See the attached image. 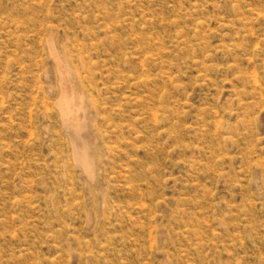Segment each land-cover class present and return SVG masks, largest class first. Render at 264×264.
<instances>
[{
	"label": "rangeland",
	"instance_id": "374dc122",
	"mask_svg": "<svg viewBox=\"0 0 264 264\" xmlns=\"http://www.w3.org/2000/svg\"><path fill=\"white\" fill-rule=\"evenodd\" d=\"M0 264H264V0H0Z\"/></svg>",
	"mask_w": 264,
	"mask_h": 264
},
{
	"label": "bare ground",
	"instance_id": "6f19581e",
	"mask_svg": "<svg viewBox=\"0 0 264 264\" xmlns=\"http://www.w3.org/2000/svg\"><path fill=\"white\" fill-rule=\"evenodd\" d=\"M65 102H64V107H63V111H65V114L66 113H69V109H68V106H67V101L66 100H64ZM63 104V103H62ZM68 115V114H67ZM82 161V160H81Z\"/></svg>",
	"mask_w": 264,
	"mask_h": 264
}]
</instances>
